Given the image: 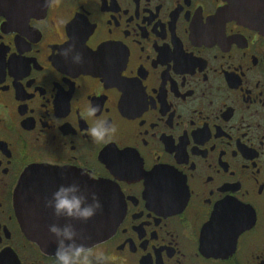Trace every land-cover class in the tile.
Masks as SVG:
<instances>
[{
    "label": "flooded vegetation",
    "instance_id": "flooded-vegetation-1",
    "mask_svg": "<svg viewBox=\"0 0 264 264\" xmlns=\"http://www.w3.org/2000/svg\"><path fill=\"white\" fill-rule=\"evenodd\" d=\"M13 4L0 0V264H53L22 228L65 223L46 200L72 182L98 183L116 222L90 246L105 264H264V34L223 0Z\"/></svg>",
    "mask_w": 264,
    "mask_h": 264
},
{
    "label": "water",
    "instance_id": "water-1",
    "mask_svg": "<svg viewBox=\"0 0 264 264\" xmlns=\"http://www.w3.org/2000/svg\"><path fill=\"white\" fill-rule=\"evenodd\" d=\"M4 2L13 1L11 7L1 8L4 11H21L25 13L38 12L40 9H45L49 0H2ZM226 2L224 8L220 11L222 16L228 19L257 30L264 34V0H223ZM84 69L92 72L93 69L85 63L81 65ZM24 180L21 181L18 191L16 203L19 208H22ZM102 190L98 183H94L93 193L99 199L102 208L87 221L73 220L78 231L79 242L92 246L106 239L114 229L116 222H114L111 213L105 211L104 199L102 198ZM91 194L89 199H91ZM58 223L64 224L62 219H57L50 224ZM49 224V225H50ZM49 225L44 230H30L27 225H24L22 230L25 236L35 242L39 248L45 253L54 254L56 250L55 237L49 231Z\"/></svg>",
    "mask_w": 264,
    "mask_h": 264
},
{
    "label": "clouds",
    "instance_id": "clouds-1",
    "mask_svg": "<svg viewBox=\"0 0 264 264\" xmlns=\"http://www.w3.org/2000/svg\"><path fill=\"white\" fill-rule=\"evenodd\" d=\"M81 55L77 53L74 62L79 63ZM93 107L91 112H96ZM110 129L101 122L90 129V135L96 139H103ZM46 206L53 214L66 219L64 224L53 223L49 231L55 237L56 250L53 264H105L108 257L102 250L93 249L78 240V231L73 220L87 221L92 218L102 205L93 193L91 199L85 189L77 182L59 185L46 200Z\"/></svg>",
    "mask_w": 264,
    "mask_h": 264
}]
</instances>
